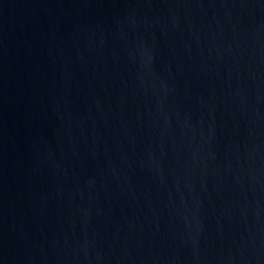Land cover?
<instances>
[{
	"label": "water",
	"instance_id": "95a60500",
	"mask_svg": "<svg viewBox=\"0 0 264 264\" xmlns=\"http://www.w3.org/2000/svg\"><path fill=\"white\" fill-rule=\"evenodd\" d=\"M0 264H264V0H0Z\"/></svg>",
	"mask_w": 264,
	"mask_h": 264
}]
</instances>
